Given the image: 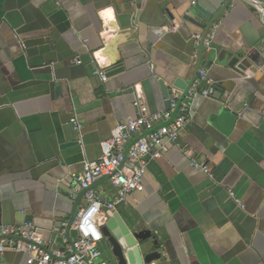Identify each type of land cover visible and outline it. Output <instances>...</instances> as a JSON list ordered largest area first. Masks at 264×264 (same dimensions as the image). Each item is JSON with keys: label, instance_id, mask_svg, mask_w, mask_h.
<instances>
[{"label": "crops", "instance_id": "obj_1", "mask_svg": "<svg viewBox=\"0 0 264 264\" xmlns=\"http://www.w3.org/2000/svg\"><path fill=\"white\" fill-rule=\"evenodd\" d=\"M196 2L0 0L2 230L31 224L50 252L64 251L53 240L76 202L84 206L82 191L73 198L83 162L96 161L115 126L135 117L136 101L167 111L160 81L171 98L192 79L194 36L206 28ZM210 31L199 69L212 95L194 96L177 143L98 219L102 228L118 213L130 231L150 232L160 254L151 264H264V26L249 4L231 0ZM116 65L122 71L108 73ZM92 188L113 199L108 181ZM99 248L97 262L118 264L104 237ZM28 257L6 250L0 264Z\"/></svg>", "mask_w": 264, "mask_h": 264}, {"label": "built area", "instance_id": "obj_2", "mask_svg": "<svg viewBox=\"0 0 264 264\" xmlns=\"http://www.w3.org/2000/svg\"><path fill=\"white\" fill-rule=\"evenodd\" d=\"M249 4L264 26V0H243ZM231 4V3H230ZM176 29L175 27L171 30ZM214 32L207 33L202 41L203 49H211ZM195 54H200L201 36L195 35ZM76 63H80L79 60ZM96 74L103 82L105 72L97 70ZM213 93L206 70L199 69L196 78L186 91L183 99L172 96L167 111L152 113L145 103L136 101L134 118L120 122L112 130L111 137L100 144L101 155L93 162H83L81 174L75 176L76 190L84 191V206L78 211L71 228L76 231L72 238L73 245L64 239L66 248L62 252H46L42 236L31 224L1 229L0 253L6 250L24 252L29 255L28 264H108L97 262L102 257L99 248L103 240L98 219L106 211H114L125 203L132 192L141 188L149 161L160 158L171 145H175L181 132L190 120L191 102L197 94L204 98ZM176 116L173 118V114ZM77 128L80 126L72 120ZM190 165L208 172L204 164L192 159ZM108 177L114 192L111 201L103 202L92 185L97 180ZM20 238V239H19Z\"/></svg>", "mask_w": 264, "mask_h": 264}, {"label": "water", "instance_id": "obj_3", "mask_svg": "<svg viewBox=\"0 0 264 264\" xmlns=\"http://www.w3.org/2000/svg\"><path fill=\"white\" fill-rule=\"evenodd\" d=\"M231 0H197L195 6L193 7L195 13L194 15L198 20H201L206 24V28L201 36L200 42V55L196 62L195 73L190 80L189 84L186 86L185 92L180 96V100L183 99L186 91L189 89L194 79L197 76L201 53L203 51L202 41L206 34L213 30L214 25L220 21L221 16L229 8ZM122 71L121 65H116L108 73H116ZM107 74H105L106 76ZM164 97L167 99L166 107L169 108V93L168 88L164 85L162 81L159 82ZM176 116V112L173 114V118ZM178 141V140H177ZM107 181L108 177L101 178L97 181ZM83 195H84V191ZM82 208L79 201L76 202L72 215L68 221V224L64 228V236L54 237L53 242L56 244H64V239L69 245H73L72 238L76 236V231H74L71 226L76 218L78 211ZM1 232V227H0ZM101 233L106 241L111 247L112 256L115 258L118 264H151L153 261L160 259V254L158 252L159 246L155 237L151 236L148 231H130L121 216L118 213L109 212L105 218V223L101 228ZM7 237V236H0ZM20 239V238H19ZM46 248V252L52 255L49 248Z\"/></svg>", "mask_w": 264, "mask_h": 264}]
</instances>
